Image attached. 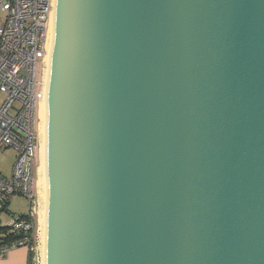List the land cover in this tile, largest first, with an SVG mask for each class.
Returning a JSON list of instances; mask_svg holds the SVG:
<instances>
[{
    "label": "water",
    "instance_id": "95a60500",
    "mask_svg": "<svg viewBox=\"0 0 264 264\" xmlns=\"http://www.w3.org/2000/svg\"><path fill=\"white\" fill-rule=\"evenodd\" d=\"M44 264H264V0H53Z\"/></svg>",
    "mask_w": 264,
    "mask_h": 264
},
{
    "label": "built area",
    "instance_id": "2783aa9c",
    "mask_svg": "<svg viewBox=\"0 0 264 264\" xmlns=\"http://www.w3.org/2000/svg\"><path fill=\"white\" fill-rule=\"evenodd\" d=\"M51 11L52 0H0V154L15 151L10 175L0 172V215L14 195L29 201L25 214L0 224V258L13 248L34 250L38 108Z\"/></svg>",
    "mask_w": 264,
    "mask_h": 264
},
{
    "label": "bare ground",
    "instance_id": "6f19581e",
    "mask_svg": "<svg viewBox=\"0 0 264 264\" xmlns=\"http://www.w3.org/2000/svg\"><path fill=\"white\" fill-rule=\"evenodd\" d=\"M53 1V0H52ZM47 38H46V50L43 58L44 68L42 72L41 92L42 97L39 101V165L37 167V187H38V234H39V253L40 264H44V241H45V228H46V204H47V185H46V169H45V142H44V86L46 80V72L48 66V57L50 50V42L52 35V11L49 15Z\"/></svg>",
    "mask_w": 264,
    "mask_h": 264
},
{
    "label": "rangeland",
    "instance_id": "374dc122",
    "mask_svg": "<svg viewBox=\"0 0 264 264\" xmlns=\"http://www.w3.org/2000/svg\"><path fill=\"white\" fill-rule=\"evenodd\" d=\"M0 15H2L1 12H0ZM43 68H44V63L41 68V76H42ZM39 69H40V64L37 65V73H36L37 78H39ZM10 113L12 114L13 111ZM38 124H39V116H38ZM14 155H15V151L12 148H8L0 154V172L3 175H7V176L10 175L11 170H12V165L14 162ZM35 163H37V167H38L39 165V135H38V158L36 157ZM36 176H38L37 169H36ZM34 206H35V209H36L35 211L37 214V226H36V233L34 236L35 239L33 242V247H34L33 251H34V258L37 260L36 263L40 264V253L38 249L39 248L38 246L40 243H39V234H38V211H37L39 207L38 187L36 191ZM28 207H29V201L26 197L14 195L6 206L5 210H7V212H3L0 215V224L5 226L9 221H11V218L13 216L25 214L28 210Z\"/></svg>",
    "mask_w": 264,
    "mask_h": 264
},
{
    "label": "crops",
    "instance_id": "0c3cea01",
    "mask_svg": "<svg viewBox=\"0 0 264 264\" xmlns=\"http://www.w3.org/2000/svg\"><path fill=\"white\" fill-rule=\"evenodd\" d=\"M0 264H28V250L24 247L11 249L0 258Z\"/></svg>",
    "mask_w": 264,
    "mask_h": 264
},
{
    "label": "trees",
    "instance_id": "16d2710c",
    "mask_svg": "<svg viewBox=\"0 0 264 264\" xmlns=\"http://www.w3.org/2000/svg\"><path fill=\"white\" fill-rule=\"evenodd\" d=\"M23 215V214H22ZM22 215H18V217L22 216ZM13 217H17V216H13ZM5 230V229H4ZM7 239V237H4ZM4 241H9V240H4ZM34 242V240H33ZM34 258V251H29L28 252V261L31 262L32 259Z\"/></svg>",
    "mask_w": 264,
    "mask_h": 264
},
{
    "label": "flooded vegetation",
    "instance_id": "af4514ba",
    "mask_svg": "<svg viewBox=\"0 0 264 264\" xmlns=\"http://www.w3.org/2000/svg\"><path fill=\"white\" fill-rule=\"evenodd\" d=\"M37 158H38V155H37Z\"/></svg>",
    "mask_w": 264,
    "mask_h": 264
}]
</instances>
